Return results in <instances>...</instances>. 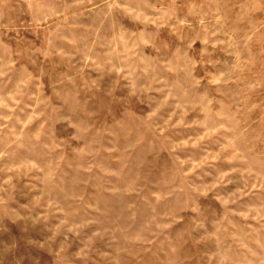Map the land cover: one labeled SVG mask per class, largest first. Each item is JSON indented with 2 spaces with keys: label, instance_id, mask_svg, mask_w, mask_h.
I'll return each instance as SVG.
<instances>
[{
  "label": "rangeland",
  "instance_id": "374dc122",
  "mask_svg": "<svg viewBox=\"0 0 264 264\" xmlns=\"http://www.w3.org/2000/svg\"><path fill=\"white\" fill-rule=\"evenodd\" d=\"M0 152V264H264V0H0Z\"/></svg>",
  "mask_w": 264,
  "mask_h": 264
},
{
  "label": "clouds",
  "instance_id": "9594fccd",
  "mask_svg": "<svg viewBox=\"0 0 264 264\" xmlns=\"http://www.w3.org/2000/svg\"><path fill=\"white\" fill-rule=\"evenodd\" d=\"M97 67H100V65H97ZM112 70H115V67H113ZM132 73H129V77H131ZM68 80H71L72 77H67ZM132 87V93L131 95H136L137 93H140L143 91V89L136 86L135 81L131 84ZM65 103L67 104L66 109L64 110L65 114L60 117V119L67 120L68 124L72 129H75L74 134L69 133L70 139L61 143H66L68 145L73 144L75 141L84 140L91 132V124L89 123V120L92 117L93 112L97 108V102L94 98L83 96L79 100L76 99L75 96L72 97L71 103H68L67 100H65ZM110 103V102H109ZM108 104H105L104 107H108ZM56 111H60L57 109ZM101 115H103V112H101ZM118 115V113L114 110L113 111V117L115 118ZM40 136L41 133H37L34 136L29 138V142L35 141L38 145L40 142ZM17 139H20L18 136ZM44 147H49L48 145H44ZM90 149V146H87ZM49 151H55V146L49 147ZM75 151L83 156L85 154L84 149L76 148ZM7 152H0V159L7 156ZM21 168H25L28 171L35 170L37 173H42V176H37L36 178L43 183L46 188L49 185H52L54 182L55 177V169L53 165L49 163H44L42 161L38 162L37 159H29L26 160L24 163L16 166V171L19 173V170ZM46 196L49 195L47 191L44 193ZM49 204L52 210L54 211H63V209L59 206V204L54 200L50 199ZM47 219V213L44 215H39L35 217V222L40 223Z\"/></svg>",
  "mask_w": 264,
  "mask_h": 264
}]
</instances>
